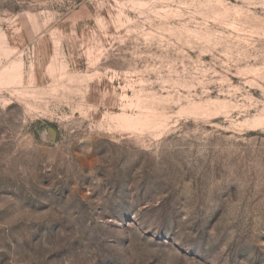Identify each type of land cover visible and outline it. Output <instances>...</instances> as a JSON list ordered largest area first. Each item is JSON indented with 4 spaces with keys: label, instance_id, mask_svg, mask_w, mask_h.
<instances>
[{
    "label": "rangeland",
    "instance_id": "obj_1",
    "mask_svg": "<svg viewBox=\"0 0 264 264\" xmlns=\"http://www.w3.org/2000/svg\"><path fill=\"white\" fill-rule=\"evenodd\" d=\"M0 264H264V0H0Z\"/></svg>",
    "mask_w": 264,
    "mask_h": 264
}]
</instances>
